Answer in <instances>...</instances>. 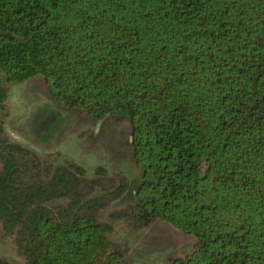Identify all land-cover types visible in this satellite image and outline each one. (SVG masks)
Returning a JSON list of instances; mask_svg holds the SVG:
<instances>
[{"label":"trees","instance_id":"trees-1","mask_svg":"<svg viewBox=\"0 0 264 264\" xmlns=\"http://www.w3.org/2000/svg\"><path fill=\"white\" fill-rule=\"evenodd\" d=\"M42 77L61 107L128 118L123 171L15 141L0 118V237L24 259L128 264L114 221L194 238L161 264H264V0H0V111ZM114 203L116 205H114Z\"/></svg>","mask_w":264,"mask_h":264},{"label":"rangeland","instance_id":"rangeland-1","mask_svg":"<svg viewBox=\"0 0 264 264\" xmlns=\"http://www.w3.org/2000/svg\"><path fill=\"white\" fill-rule=\"evenodd\" d=\"M8 100L10 115L5 116L0 111V118L13 140L40 152L57 151L62 156L72 157L89 173L99 164L112 174L123 171L130 184L115 203L136 199L140 173L134 163L130 125L125 115L113 113L95 118L83 109L61 107L49 94L42 77L10 85ZM108 235L126 244L128 264L166 263L170 256H185L194 242L192 235L160 219L139 229L117 220ZM0 257L13 262L24 261L14 244L1 237Z\"/></svg>","mask_w":264,"mask_h":264}]
</instances>
